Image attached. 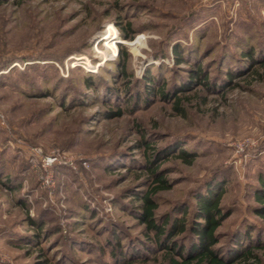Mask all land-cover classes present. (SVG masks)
Here are the masks:
<instances>
[{"label": "rangeland", "instance_id": "rangeland-1", "mask_svg": "<svg viewBox=\"0 0 264 264\" xmlns=\"http://www.w3.org/2000/svg\"><path fill=\"white\" fill-rule=\"evenodd\" d=\"M127 29L132 39H123ZM193 69L210 85L190 77ZM146 73L156 90L193 79L177 93L183 110L148 94ZM36 147L60 155L52 183ZM159 148L173 151L156 163L171 184L157 194L159 216L180 218L190 205L189 218L193 196L222 181L231 214L220 245L234 230L264 225L253 210L264 174V0L0 5V264H162L133 199L151 187L147 163ZM256 252L264 264V248Z\"/></svg>", "mask_w": 264, "mask_h": 264}, {"label": "trees", "instance_id": "trees-1", "mask_svg": "<svg viewBox=\"0 0 264 264\" xmlns=\"http://www.w3.org/2000/svg\"><path fill=\"white\" fill-rule=\"evenodd\" d=\"M9 0H0V5ZM128 28L132 26V22L128 23ZM123 33V39H132L134 31ZM177 62L184 61L179 54L181 49L179 46L174 47ZM248 61L257 60L254 58L253 52H247ZM246 60L245 57L239 59ZM247 62V61H246ZM245 62V63H246ZM228 75H234L229 72ZM146 88L148 94L160 92L163 98H173L174 106L179 110H183L182 96H178V92L190 90L193 79L186 80L183 84L177 86L178 90L154 88L153 82L155 78L149 73L145 75ZM190 77H199V82L205 85H210L208 82L209 75L201 70H192ZM202 80V81H201ZM228 79L227 81H229ZM91 83V80H88ZM215 88L214 86H210ZM122 110H110L108 115L117 117L121 116ZM147 143V142H145ZM150 146V144L148 145ZM168 148H159L150 155L147 169L154 177L151 187L145 192L135 193L133 199L139 202L136 214L139 220L145 224V229L149 238L155 242L158 251H162L164 261L162 264H256L259 259L257 249L264 248V225L257 226L255 223L249 224L247 229H237L228 235L226 241L220 245L223 236L218 232L223 222L230 216L231 209L226 208L220 202L221 196L225 190L224 182L213 181L207 184L204 191L196 193L193 198L196 200L192 207V212L189 218L185 214L191 208L190 205L181 207L182 217L173 218L170 213L159 216L157 209L159 203L157 194L171 187L169 180L162 171L156 168V163L162 155H170ZM167 153V154H166ZM184 160L188 163L193 162L195 155L190 151L182 148L180 151ZM254 198L257 202L253 206L254 213L264 220V174L259 176V183L254 189ZM30 220L40 229L43 225ZM41 236V233L36 234ZM150 250L149 242H145ZM152 250V249H151ZM123 252V251H121ZM136 253H132L134 256ZM123 258V257H121ZM124 259V258H123ZM126 259V258H125ZM128 261V260H127ZM131 261H128L130 263Z\"/></svg>", "mask_w": 264, "mask_h": 264}, {"label": "built area", "instance_id": "built-area-1", "mask_svg": "<svg viewBox=\"0 0 264 264\" xmlns=\"http://www.w3.org/2000/svg\"><path fill=\"white\" fill-rule=\"evenodd\" d=\"M42 152L43 151L41 148H37V147L34 148V153L36 155L41 156L42 165H43L44 171L46 172L43 174L42 179L44 180L45 183L49 184V183L53 182L52 175L50 172V168L52 167V165L55 162H57V161L62 162V160L60 159V155H58V154L44 155Z\"/></svg>", "mask_w": 264, "mask_h": 264}, {"label": "bare ground", "instance_id": "bare-ground-1", "mask_svg": "<svg viewBox=\"0 0 264 264\" xmlns=\"http://www.w3.org/2000/svg\"><path fill=\"white\" fill-rule=\"evenodd\" d=\"M114 35V31L112 30V29H108L107 31H105L104 32V36L105 37H112ZM144 44V42H142V41H139L137 44H136V47L137 46H140V45H143ZM114 49L116 50V45L114 44ZM141 47V46H140Z\"/></svg>", "mask_w": 264, "mask_h": 264}]
</instances>
